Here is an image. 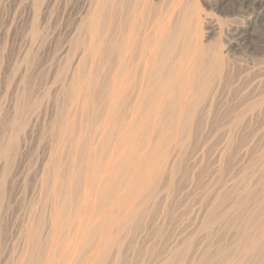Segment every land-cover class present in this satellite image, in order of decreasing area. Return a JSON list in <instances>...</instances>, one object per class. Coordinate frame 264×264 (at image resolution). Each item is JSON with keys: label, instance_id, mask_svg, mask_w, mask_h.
Masks as SVG:
<instances>
[{"label": "rangeland", "instance_id": "obj_1", "mask_svg": "<svg viewBox=\"0 0 264 264\" xmlns=\"http://www.w3.org/2000/svg\"><path fill=\"white\" fill-rule=\"evenodd\" d=\"M0 264H264V0H0Z\"/></svg>", "mask_w": 264, "mask_h": 264}, {"label": "bare ground", "instance_id": "obj_2", "mask_svg": "<svg viewBox=\"0 0 264 264\" xmlns=\"http://www.w3.org/2000/svg\"><path fill=\"white\" fill-rule=\"evenodd\" d=\"M244 3V2H243ZM247 5H249V4H247ZM255 15V14H254ZM253 16V15H252ZM260 16V14H258L256 17L258 18ZM256 20V19H255ZM198 52H196V54H197ZM195 54V55H196ZM198 55V54H197ZM201 56H202V53H201ZM195 57V56H194ZM196 57H198V56H196ZM195 59V58H194ZM190 62V61H189ZM188 61H187V63H189ZM194 62V61H193ZM193 62L192 63H189L188 65H187V67L188 66H191L190 64H193ZM203 63V62H202ZM195 64V63H194ZM195 66V65H194ZM193 67V66H192ZM192 70H193V68H191ZM189 73H190V70L188 71ZM187 74V75H189V76H192L191 74ZM188 78V77H187ZM190 78V77H189ZM137 100H139V99H137ZM185 105V104H184ZM184 107H186L187 108V106L185 105ZM190 107H188V109H189ZM183 110H185V109H183ZM138 113V112H137ZM254 246V245H253Z\"/></svg>", "mask_w": 264, "mask_h": 264}]
</instances>
